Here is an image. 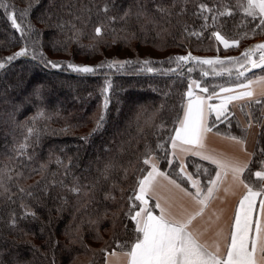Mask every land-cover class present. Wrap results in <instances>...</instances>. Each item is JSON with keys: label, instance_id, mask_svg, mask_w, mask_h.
<instances>
[{"label": "trees", "instance_id": "obj_1", "mask_svg": "<svg viewBox=\"0 0 264 264\" xmlns=\"http://www.w3.org/2000/svg\"><path fill=\"white\" fill-rule=\"evenodd\" d=\"M201 3L213 9L227 5L233 11L231 17L221 18L227 22L221 32L229 42L238 40V46L223 48L210 35L215 29L209 13L203 14L209 16V28L200 36L190 35L200 32L204 23L196 15ZM238 3L0 0V61L26 50L0 69V264H106L110 254L120 253L121 245L130 246L138 234L135 222L126 215L131 207L128 197L134 195L138 178L151 168L143 163L149 152L159 170L194 191L179 173L177 162L168 163L173 159L169 137L182 118L189 85L195 81L210 90L233 87L253 74L255 78L264 74V69H256L238 78L235 61L243 60L242 53L252 45L264 44V31L255 27L258 21L246 16ZM105 5L108 12L103 10ZM157 6L171 14L161 15ZM141 10L147 14L138 17ZM101 24L102 35L96 36L95 28ZM189 54L195 59L168 63L170 58ZM137 59L153 61L157 70H140V65L120 70L97 67L105 61ZM204 59L225 63H197ZM69 64L93 67L96 72L77 73ZM248 67L239 71L246 72ZM106 81L111 82L110 88ZM105 96L109 103L104 127L85 143L80 137L93 132L104 112ZM259 100L261 104L240 105L248 121L251 113L254 124L264 121V100ZM228 112L234 113L230 122L223 117L215 121L210 115L209 124L215 121L212 131L226 137L245 135L247 127L231 108ZM157 144H164L167 158ZM259 148H264V136H257L244 173L255 183L259 181L252 174L264 168ZM185 162L192 173L195 164L213 175L217 170L193 156ZM198 178L202 184L207 181L202 174ZM77 184L80 194L69 191ZM109 193L114 199L106 198ZM149 208L156 212L153 201ZM26 210L35 212L36 218L26 215Z\"/></svg>", "mask_w": 264, "mask_h": 264}, {"label": "snow or ice", "instance_id": "obj_2", "mask_svg": "<svg viewBox=\"0 0 264 264\" xmlns=\"http://www.w3.org/2000/svg\"><path fill=\"white\" fill-rule=\"evenodd\" d=\"M38 2V0H37ZM243 8V12L246 16L251 17L253 21H258L255 25L257 28H261L264 31V0H239L237 5ZM31 7V2L29 4ZM200 12L196 15L200 16L204 23L201 25L200 32H191L190 35L200 36L204 31L209 28V16L203 15L204 13L211 14V27L215 30L210 33L211 36L215 37L216 40L224 44L225 48L230 46H238V40L232 39L231 43L229 39L225 38L222 34L221 29L227 23L226 21H221L222 17L233 15V11L229 10L226 5L222 9L210 8L207 4L201 3L199 5ZM105 12L109 11L107 5L103 9ZM156 11L161 15L168 14L170 11L163 6H157ZM22 13L21 15H24ZM131 13L125 12L122 19L129 16ZM147 13L143 10L137 13L138 17L146 15ZM115 19V17H111ZM12 25L18 30H21L20 24L17 23L15 18H12ZM104 25H98L95 28L96 36L102 35V28ZM31 25L28 27V31H32ZM187 30V28H186ZM255 30V29H253ZM247 36V33L244 34ZM259 50L261 55L258 60H254L253 56L255 52ZM26 50L15 53L13 56L7 57L6 60L0 61V69L4 68L5 64L15 60L19 56H24ZM243 60L237 59L236 64L239 68H245L246 65L250 67L247 69L251 71L252 69H264V44L256 45L254 48L246 49L242 53ZM195 59L188 56L170 58L168 63H172L173 60L179 65L181 61L187 62L189 60ZM45 63L51 64V67L58 68L60 65L51 63L50 61H45ZM199 64L206 65H223L225 62L219 59H204L198 60ZM153 61L150 60H113L102 62L97 67H108L116 68L117 70L124 69L125 66L140 65V70H146L147 72H154L155 69L152 65ZM73 71L77 73H92L96 72V69L89 66H76L74 64H69ZM238 71V78L244 77L245 72ZM169 71H173L169 69ZM191 71V69H189ZM163 74V73H161ZM205 76L208 75L207 72L204 73ZM257 82L255 81V74L253 77H248L247 82H240L237 87L241 89H247L242 92L235 93V89L224 87V86H212L211 90L209 87H202L199 83L193 81L189 85L187 91L188 103L184 106V115L182 119L176 121L178 127L174 129V135L169 137L171 148L173 149L171 155L172 160L168 163L171 165L173 162H177V167L179 173L190 182L191 187L195 189L194 192H187L186 194L196 203L199 208L195 213L187 215L185 218H178L175 216L170 209L162 207L157 201L155 207L159 209V215H155L151 208L148 207V197L149 195H155L154 187L155 181L158 176H163L164 173L159 171L156 164L152 163L151 153H148V158H145L143 163L151 165V171H148L146 175L139 177L137 180L136 190L134 195L128 197L131 202V207L129 212L126 213L129 219L135 222V232L138 234L135 240L129 246L128 244L121 245L120 253L113 252V256H123L126 257V264H264V168L255 171L254 175L259 183L250 182L244 177L246 169H248V164H241L237 161L221 159L211 154H208L200 149H203V141L205 135L212 131L215 126V121H220L223 117L230 122V115L234 113H229L227 106L235 100L248 99L251 103L261 104V100L257 99L252 101L251 98L254 95L252 85ZM259 82H264V74H262ZM107 87H111V82L106 81ZM193 85L198 88L200 92L207 93L208 95L201 96L195 95L193 91ZM219 88V91L216 88ZM106 91V89H105ZM221 93H235L232 95L221 96ZM219 99V104H213L209 101ZM108 97L105 96L104 101V112L97 119L93 132L89 136L80 137L82 141L88 143L90 137L100 132L106 122V110L108 107ZM215 114V121L210 125L208 123V116ZM250 119L247 128L244 130L245 135L237 136L229 134L226 138L231 141L244 145L247 142V132L254 125L251 120V113L248 114ZM256 126L264 129V121L256 120ZM33 130L29 129L31 133ZM62 131H67L64 129ZM258 136H264V132L258 133ZM167 143V141H166ZM260 141L257 140V145L259 147ZM185 145H191L192 148H185ZM157 148L165 150V158H167V150L164 148V144H157ZM188 153L198 157L201 161H207L208 163L215 165L217 169L213 173L207 169L202 168L200 164H195L196 172L192 173L187 170V162L181 160L180 157L176 155V151ZM259 151L264 155V148H259ZM264 164V159L261 160ZM108 171L106 167L105 172ZM231 173L232 180L234 183L242 185L245 189L244 195L240 198L235 215L233 217V225L231 231L227 236H223V233H217L218 236H222L224 240V251L221 250V245L216 242L213 245L214 250H209V246L199 242L197 235L190 230V226L193 220L197 216H202L205 208L209 203L216 198V193L220 191L221 185L224 179ZM204 175L207 177L206 183L202 184L201 180L198 178L199 175ZM107 179V175L104 176ZM167 179V176H165ZM170 183L179 188L180 185L176 183L175 180H169ZM23 191V189H21ZM69 191L80 194L82 188L79 184L74 185ZM227 192L228 189H225ZM31 195V193H29ZM106 198H113L111 193H109ZM257 198H260L259 204H257ZM135 201H139V205H136ZM22 207H24L22 205ZM133 208H137L134 213ZM254 213L256 214L254 219ZM26 215H31L36 218V213L26 210ZM14 223V221H13Z\"/></svg>", "mask_w": 264, "mask_h": 264}, {"label": "crops", "instance_id": "obj_3", "mask_svg": "<svg viewBox=\"0 0 264 264\" xmlns=\"http://www.w3.org/2000/svg\"><path fill=\"white\" fill-rule=\"evenodd\" d=\"M220 44L223 46V48H225L224 44H222L221 42ZM253 70L256 69H252L251 71ZM247 72L250 71L246 70L245 74ZM260 79L261 77L255 78V81L257 82L252 85V89L254 91V95L251 98L252 101L257 99L264 100V82H259ZM229 88L235 89V93L247 90L238 88L237 86ZM193 91L195 95L205 96L199 91L198 88H195L194 85ZM235 93H221L220 95L227 96ZM209 102L213 104H219L220 100L216 99ZM247 102L250 101L248 99L235 100L227 106L228 109L231 108L236 113L238 119L244 127H247L249 121L240 111V105ZM187 103L188 100L186 101L185 106L187 105ZM213 115L215 116L214 113ZM209 118L210 116H208V123ZM253 125L254 126L248 130L247 142L244 145L237 144L230 139H227L226 136L211 131L205 135V139L203 141L204 147L200 150L221 159L233 160L241 164L247 163L249 165L258 136L257 134L260 130V127L256 126V124L253 123ZM184 147L192 148L193 146L185 145ZM171 150L173 151L172 148ZM176 155L183 161H186L187 157L193 156L190 152L184 153L180 152L179 150L176 151ZM152 163H155L158 168L157 161L154 160L152 161ZM149 171H151V168ZM163 173V176H158L156 178L154 187L155 195H149L148 197H146L149 203L150 201H153L154 205H156L157 201H159L162 207L170 209L172 213L178 218H185L187 217V215L195 213L198 210L199 206L194 203L192 199L186 194L187 192H194L195 189L194 191H190L176 181V183L180 185V187L177 188L175 187V185L169 182V180L174 179L167 175L165 172ZM165 176H167V179L165 178ZM225 189H228V191L226 192ZM244 193L245 189L243 188V186L239 185L238 183H234L231 173H229L228 176L224 179L220 191L216 193V198L209 203L207 208H205L203 215L197 216L196 219L193 220L190 226V230L197 235L200 243L209 246V250H214L213 245L216 242H219L222 252L224 251L223 237L218 236L217 233L222 232L223 236H227L229 234L233 225V217L235 215L238 202L244 195ZM259 200L260 198H257V204H259ZM153 213L155 215H159V209L156 208V212L153 211ZM255 216L256 214L254 213V219ZM106 264H126V257L119 256V258H117V256H113L112 254H110L106 260Z\"/></svg>", "mask_w": 264, "mask_h": 264}, {"label": "rangeland", "instance_id": "obj_4", "mask_svg": "<svg viewBox=\"0 0 264 264\" xmlns=\"http://www.w3.org/2000/svg\"><path fill=\"white\" fill-rule=\"evenodd\" d=\"M155 159L154 158H152V161H154ZM156 161V160H155Z\"/></svg>", "mask_w": 264, "mask_h": 264}, {"label": "built area", "instance_id": "obj_5", "mask_svg": "<svg viewBox=\"0 0 264 264\" xmlns=\"http://www.w3.org/2000/svg\"><path fill=\"white\" fill-rule=\"evenodd\" d=\"M258 54H260V55H261V52H258Z\"/></svg>", "mask_w": 264, "mask_h": 264}]
</instances>
